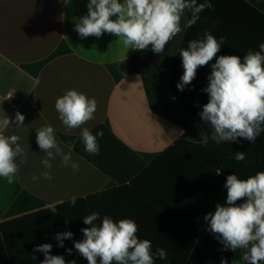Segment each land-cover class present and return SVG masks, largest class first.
I'll return each mask as SVG.
<instances>
[{
  "label": "crops",
  "instance_id": "1",
  "mask_svg": "<svg viewBox=\"0 0 264 264\" xmlns=\"http://www.w3.org/2000/svg\"><path fill=\"white\" fill-rule=\"evenodd\" d=\"M88 2L0 0V120H10L9 126L0 125V134L18 135V143L27 154L26 164H20L17 158L20 171L13 183L0 177V224L47 211L45 206L49 204L63 207L72 196L77 200L94 196L86 204L87 214L98 212L101 220L107 215L114 222L135 220L138 238L152 242L155 264H221L222 260L232 264L233 251L226 250L208 230L204 217L226 200L227 189L220 184V176L236 174L243 178L264 171V132L254 143L238 138L217 144L209 138V148L201 152L200 147L207 145L202 142L207 133L192 123L185 136V131L158 106L149 79L121 72L120 64L139 57V51L125 49L112 34L82 39L74 30V18L87 14ZM207 2L212 8L202 11L191 27H185L191 18V13L185 12L183 30L171 56V74L173 92L210 128L199 114L209 99L204 89L209 83L211 64L220 55H237L243 60L249 50L258 51L264 43V11L253 8L247 0ZM205 32L218 40L223 37L224 44L217 57L199 67L195 79L181 91L177 84L184 68L179 49H186L191 40L204 39ZM72 89L98 103L94 118L82 127L91 130L107 125L150 166L138 186H119L75 152L82 128L68 130L55 109L56 99ZM17 111L25 116L20 127H15ZM46 125L55 129L62 150L71 151L72 161L79 163L78 172L62 166L57 157L50 161L52 180L41 176L46 170L41 163L46 154L36 143V129ZM181 139L183 142L177 144ZM169 147L173 148L170 162L163 158ZM235 152H245V161L237 162ZM217 160L225 170L214 169ZM33 175L40 178L33 181ZM84 217L42 216L27 221L30 228L24 233H12V237L29 260L22 261L23 257L18 256L15 264H32L31 257L44 260V253L33 249L45 243L52 245L51 255L63 256L57 234L71 231L72 239L82 240L81 229L88 227ZM19 223L11 226L12 231L23 229ZM158 248L165 249L166 259L155 255ZM18 250L14 251L20 255ZM243 254L242 249V257ZM1 258L0 254V264ZM243 264L247 262L243 260Z\"/></svg>",
  "mask_w": 264,
  "mask_h": 264
},
{
  "label": "clouds",
  "instance_id": "2",
  "mask_svg": "<svg viewBox=\"0 0 264 264\" xmlns=\"http://www.w3.org/2000/svg\"><path fill=\"white\" fill-rule=\"evenodd\" d=\"M212 4L205 0H89L87 14L74 18V30L83 39L90 36L100 38L105 33L118 38V42L128 50H147L151 45L154 53H161L165 46L183 29L181 27L185 12L191 18L185 27H191L199 14ZM115 17V19H112ZM224 38L219 40L209 32L204 39L191 40L186 49H179L184 73L177 88L183 91L195 79L198 68L207 66L217 57ZM207 92L209 99L199 114L202 121L211 129V135H203L202 142L207 144L209 138L220 144L234 142L243 138L254 143L264 132V43L258 51L249 50L243 60L237 55H220L211 64ZM98 103L95 98H88L75 89L68 90L55 101L59 119L68 129L82 128L81 138L85 151L91 155L99 154L98 137L103 131L93 135L87 127H82L94 118ZM25 116L15 114V127L23 125ZM0 125L7 127L10 120L4 117ZM36 143L46 154L41 163L46 169L41 173L44 179L52 180L51 160L60 158L64 167L79 171V163L72 161L71 151L65 153L54 135L55 129L46 125L36 129ZM18 135L0 134V177L9 184L13 183L20 171V164L27 163V154L18 141ZM20 158V164L17 158ZM237 162L245 161V152H235ZM220 174V171L215 173ZM40 177L33 175L32 180ZM224 187L227 197L223 203H217L214 212L205 215L208 230L214 234L226 250L236 252L243 249L242 259L247 264H264V171L257 172L247 179H240L236 174L226 178ZM75 205L77 197L70 198ZM238 201H243L238 203ZM53 214L56 206H45ZM100 223H96L97 221ZM88 227L82 228L83 239L74 242L76 251L88 264H155L152 242L139 239L138 225L133 219H121L114 222L105 215L93 212L83 218ZM67 223V221H66ZM71 231L58 233L56 239L59 247L63 241L71 239ZM52 245L45 243L36 246L34 252L44 253L42 264H76L66 262L62 255H51ZM71 254V249L67 250ZM160 259L167 258L163 248L156 250ZM221 264H227L222 260Z\"/></svg>",
  "mask_w": 264,
  "mask_h": 264
},
{
  "label": "trees",
  "instance_id": "3",
  "mask_svg": "<svg viewBox=\"0 0 264 264\" xmlns=\"http://www.w3.org/2000/svg\"><path fill=\"white\" fill-rule=\"evenodd\" d=\"M252 4L253 8L264 11V0H247ZM178 35L174 37L168 44L162 56L161 67L157 71L154 66H152L148 59H141L140 57L130 58L120 64V70L127 75H144L146 76L151 84L152 93L155 101L158 106L162 109L167 118L180 126L185 131V136L189 135L191 131V124H195L200 127L204 132H206L209 137L211 135V130L200 120L194 116L182 103L180 97L176 92L172 90V74H171V63H172V52ZM93 135L99 131H103V137H98L99 142V154L91 155L85 151V145L82 142L80 137L74 146L75 152L86 159L89 163L99 169L106 176L115 181L119 186H138L143 178L146 176L150 166H147L146 163L142 160L139 154L129 147L125 142H123L107 125L100 124L89 130ZM183 140L176 142L181 144ZM207 146V147H206ZM210 145H202L200 148L201 152L207 150ZM173 151L172 147L166 149L163 153V158L165 160H170L171 152ZM165 154V155H164ZM222 162L217 160L214 162V169H220L221 171L225 170L221 165ZM248 176H243L240 179H247ZM226 175L220 176V184L226 183ZM96 197V196H95ZM94 196H90L86 199L76 200L75 205H72L71 202L63 204V207H57V211L53 214L50 210L42 211L35 214H30L24 216L21 219L25 220H15L5 222L0 224V240L4 243V247L0 249L2 264H15L18 260V256H22V261H28L29 257L26 258L27 253L22 255L23 249L18 250L14 243V238L12 233H24L30 228L27 221L37 219L38 217H59L63 218L68 217H79L82 218L87 216L86 204L92 200ZM85 202V205L84 203ZM243 201H238L242 203ZM81 204V205H78ZM90 208V207H89ZM208 212V210H207ZM214 212V210L212 211ZM21 220V221H20ZM21 224L23 229L12 231V225ZM73 238V237H72ZM67 239L63 241V257L66 262L76 261V264H88L87 260L82 257L75 249L74 242L75 239ZM72 240L71 242H69ZM69 242V243H67ZM67 243V244H66ZM71 249V254L67 251ZM18 250L21 252L16 253ZM22 250V251H21ZM32 264L41 263L43 259L30 258ZM232 264H243L242 259V249H238L236 252H233Z\"/></svg>",
  "mask_w": 264,
  "mask_h": 264
},
{
  "label": "water",
  "instance_id": "4",
  "mask_svg": "<svg viewBox=\"0 0 264 264\" xmlns=\"http://www.w3.org/2000/svg\"><path fill=\"white\" fill-rule=\"evenodd\" d=\"M167 45L165 46L166 49ZM164 49V51H165ZM163 52L161 53H154L152 51L151 45L149 46V57H148V62L154 66V68L158 71L161 67V62H162V56H163Z\"/></svg>",
  "mask_w": 264,
  "mask_h": 264
},
{
  "label": "built area",
  "instance_id": "5",
  "mask_svg": "<svg viewBox=\"0 0 264 264\" xmlns=\"http://www.w3.org/2000/svg\"><path fill=\"white\" fill-rule=\"evenodd\" d=\"M139 52H140V58L141 59H148V57H149V53L148 52H146V50H138Z\"/></svg>",
  "mask_w": 264,
  "mask_h": 264
}]
</instances>
